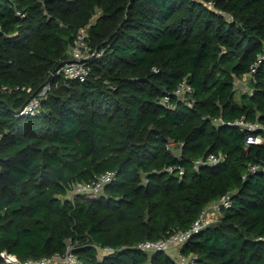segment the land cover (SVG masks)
I'll list each match as a JSON object with an SVG mask.
<instances>
[{
	"label": "trees",
	"instance_id": "obj_1",
	"mask_svg": "<svg viewBox=\"0 0 264 264\" xmlns=\"http://www.w3.org/2000/svg\"><path fill=\"white\" fill-rule=\"evenodd\" d=\"M86 25L96 53L82 80L64 77ZM244 74L251 90L236 98ZM182 80L191 92L177 95ZM2 84L0 251L175 264L138 242L190 228L226 196L180 252L188 264H264V127L227 123L264 124V0H0ZM247 132L261 140L246 143ZM105 170L95 197L68 194Z\"/></svg>",
	"mask_w": 264,
	"mask_h": 264
},
{
	"label": "built area",
	"instance_id": "obj_2",
	"mask_svg": "<svg viewBox=\"0 0 264 264\" xmlns=\"http://www.w3.org/2000/svg\"><path fill=\"white\" fill-rule=\"evenodd\" d=\"M17 13H20L17 11ZM88 25L80 27L73 40L69 44L68 48V57L67 59L60 65L59 72L64 77L76 78L78 80H82L87 73V64L86 59L89 58L92 54L96 53V50L93 51L88 44ZM255 71L254 66L250 67L249 73ZM0 90H11V88L6 87L5 85H0ZM48 90V85H45L42 90L37 94V96L31 97L23 107V111L28 113H33L39 106V98L44 96ZM191 92V85L186 81L182 80L175 88L174 93L177 95H182ZM165 102L168 101V97L165 96L163 99ZM232 123L239 126L240 129L243 130H254L256 128L264 127V124L259 123L258 121H250L247 120L243 115L236 118ZM246 143L249 142H258L261 140V136L259 134L248 133L246 135ZM220 156L210 154L206 160L209 162L216 161ZM251 170L259 167L257 164L252 163L249 165ZM264 168V167H262ZM113 176V172L110 170H105L100 174L96 175L89 182H79L72 186V188L68 191V194H84L87 197H95L98 195L105 183L111 180ZM228 197H223L219 203H211L214 208H216V212L218 213L220 204L225 206L229 205ZM207 207L200 213V215L193 221L190 228L186 230H176L170 233L168 236L159 239H145L143 241L138 242L137 247L151 251V250H165L166 252H170V248L174 247L175 252L172 256L175 264H188L193 262L192 257H187L180 252V247L182 243L186 240L192 230L200 228L211 221L210 216L215 214V211L211 210L210 212H206ZM210 215V216H209ZM101 252H110L112 251L111 247H99ZM0 255L3 260L7 262H11L13 264H73L76 261V256L70 251L66 250L63 254L54 253L50 256H43L40 258H27L25 260H18L14 254L7 253L4 250L0 251Z\"/></svg>",
	"mask_w": 264,
	"mask_h": 264
},
{
	"label": "rangeland",
	"instance_id": "obj_3",
	"mask_svg": "<svg viewBox=\"0 0 264 264\" xmlns=\"http://www.w3.org/2000/svg\"><path fill=\"white\" fill-rule=\"evenodd\" d=\"M94 17H95V14L92 16V20L94 19ZM249 79H250L249 75L248 74H244L243 76H241L239 78V80L238 79L235 80V88H236L235 97L236 98H238V96L240 95V93L242 91H250L251 90ZM211 210L215 211V214L213 216L209 215L211 221H213L218 213L216 212L217 209L209 204L207 206L206 212L207 211L210 212ZM174 252H175V248L171 247L169 254L173 256Z\"/></svg>",
	"mask_w": 264,
	"mask_h": 264
},
{
	"label": "water",
	"instance_id": "obj_4",
	"mask_svg": "<svg viewBox=\"0 0 264 264\" xmlns=\"http://www.w3.org/2000/svg\"><path fill=\"white\" fill-rule=\"evenodd\" d=\"M119 25H120V23L118 24V26H119ZM118 26H117V27H118Z\"/></svg>",
	"mask_w": 264,
	"mask_h": 264
},
{
	"label": "crops",
	"instance_id": "obj_5",
	"mask_svg": "<svg viewBox=\"0 0 264 264\" xmlns=\"http://www.w3.org/2000/svg\"><path fill=\"white\" fill-rule=\"evenodd\" d=\"M239 80V79H238Z\"/></svg>",
	"mask_w": 264,
	"mask_h": 264
}]
</instances>
